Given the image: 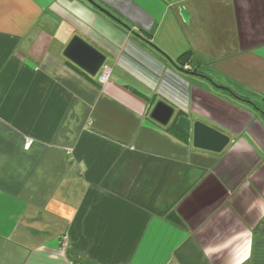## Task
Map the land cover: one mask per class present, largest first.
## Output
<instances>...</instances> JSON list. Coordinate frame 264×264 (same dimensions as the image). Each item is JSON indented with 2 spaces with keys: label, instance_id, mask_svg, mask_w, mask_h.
I'll return each instance as SVG.
<instances>
[{
  "label": "crops",
  "instance_id": "0c3cea01",
  "mask_svg": "<svg viewBox=\"0 0 264 264\" xmlns=\"http://www.w3.org/2000/svg\"><path fill=\"white\" fill-rule=\"evenodd\" d=\"M93 1L130 30L87 0H0V264H264V0ZM160 100L230 143L194 148Z\"/></svg>",
  "mask_w": 264,
  "mask_h": 264
},
{
  "label": "water",
  "instance_id": "95a60500",
  "mask_svg": "<svg viewBox=\"0 0 264 264\" xmlns=\"http://www.w3.org/2000/svg\"><path fill=\"white\" fill-rule=\"evenodd\" d=\"M87 1L98 11L115 20L127 30H130V28L96 4L93 0ZM63 56L91 77L97 74L106 60L104 54L79 36L72 37L63 51ZM150 117L164 127L175 122L176 128L185 134H191L192 145L196 149L219 154L230 143V137L226 133L199 120L191 123L186 116L176 115L174 108L161 100L152 108Z\"/></svg>",
  "mask_w": 264,
  "mask_h": 264
},
{
  "label": "trees",
  "instance_id": "16d2710c",
  "mask_svg": "<svg viewBox=\"0 0 264 264\" xmlns=\"http://www.w3.org/2000/svg\"><path fill=\"white\" fill-rule=\"evenodd\" d=\"M189 53H184L182 55L179 56L178 60H181V59H184L185 61L181 63V69H183V67L185 65H188L189 66V71L192 73V74H197V75H204V76H207L206 74H208V70L204 69L205 67L203 65H201V63L199 61H197L195 58L191 59L190 60V57H189ZM187 63V64H186ZM179 116V115H178ZM172 132H174L175 134H179L181 133L179 131V129H177L175 127V122L172 123V125L170 126ZM181 136L183 139H186V136L187 134H183L181 133Z\"/></svg>",
  "mask_w": 264,
  "mask_h": 264
},
{
  "label": "built area",
  "instance_id": "2783aa9c",
  "mask_svg": "<svg viewBox=\"0 0 264 264\" xmlns=\"http://www.w3.org/2000/svg\"><path fill=\"white\" fill-rule=\"evenodd\" d=\"M184 70H188L189 69V66L188 65H185L183 67ZM109 73H110V68L106 65H102L100 71H99V75H98V81L100 83H105L107 80H108V77H109ZM29 147V142L25 144L24 148L27 149ZM65 245V244H63Z\"/></svg>",
  "mask_w": 264,
  "mask_h": 264
}]
</instances>
